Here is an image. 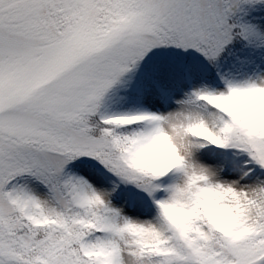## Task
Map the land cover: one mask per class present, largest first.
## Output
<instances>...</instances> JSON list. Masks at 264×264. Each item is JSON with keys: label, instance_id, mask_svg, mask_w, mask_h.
I'll use <instances>...</instances> for the list:
<instances>
[{"label": "snow or ice", "instance_id": "obj_1", "mask_svg": "<svg viewBox=\"0 0 264 264\" xmlns=\"http://www.w3.org/2000/svg\"><path fill=\"white\" fill-rule=\"evenodd\" d=\"M0 264H264V0H0Z\"/></svg>", "mask_w": 264, "mask_h": 264}]
</instances>
